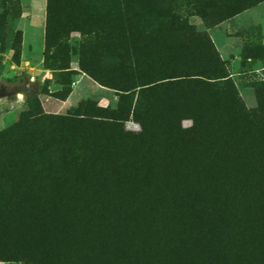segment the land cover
<instances>
[{
    "label": "trees",
    "instance_id": "16d2710c",
    "mask_svg": "<svg viewBox=\"0 0 264 264\" xmlns=\"http://www.w3.org/2000/svg\"><path fill=\"white\" fill-rule=\"evenodd\" d=\"M258 1L48 0L43 62L59 12L94 37V54L99 42L109 52L103 69L82 51L79 68L122 95L141 125L190 120L194 149L157 163L149 187L117 201L95 171L103 154L74 147L115 109L87 100L75 115L22 111L0 132V261L264 264V82L247 108L208 33Z\"/></svg>",
    "mask_w": 264,
    "mask_h": 264
},
{
    "label": "rangeland",
    "instance_id": "374dc122",
    "mask_svg": "<svg viewBox=\"0 0 264 264\" xmlns=\"http://www.w3.org/2000/svg\"><path fill=\"white\" fill-rule=\"evenodd\" d=\"M47 2L0 0V132L14 124L28 108L46 115H75L83 102L91 100L107 110L115 109L114 120L91 127L88 144L77 140L74 147L80 153L90 147L93 155L103 154V164H97L95 171L107 178L105 187L119 193L114 200L124 201L135 191L150 186L157 163L189 158L194 149L191 121L184 120L180 127L137 123L127 114L122 95L97 83L78 66L80 53L85 51L84 60L96 57L98 67L105 69L109 54L106 47L99 42L94 54V37L70 29L71 22L65 21L66 16L59 12L54 13L49 24L47 42L54 53L48 54V61L43 62L45 36L39 47L31 45L34 41L27 37L25 42H31L30 47H24L21 28L26 22L42 23L45 27ZM24 3L29 7L27 19ZM189 21L204 29L199 17L190 16ZM208 33L212 40L214 33L219 35L218 51L225 69L230 74L239 72L232 79L246 107H255V91L264 82V67L260 63L264 58V0L209 28ZM126 44H122L124 50ZM23 51L25 59L35 65L28 71L13 66L21 64ZM67 65L69 69H60ZM126 74L124 71L123 76ZM86 166H78L81 174H85ZM0 264L24 263L7 260Z\"/></svg>",
    "mask_w": 264,
    "mask_h": 264
},
{
    "label": "crops",
    "instance_id": "0c3cea01",
    "mask_svg": "<svg viewBox=\"0 0 264 264\" xmlns=\"http://www.w3.org/2000/svg\"><path fill=\"white\" fill-rule=\"evenodd\" d=\"M28 8L29 7L27 5H25V3H24V13L23 14L26 17V19H27V14H28V11H27ZM21 29L23 31V46L24 47L25 46L30 47L31 42H27V43L25 42L27 37H29L28 41L29 40L34 41L33 44H31V45H34V46L38 45V47L41 45V39L44 38V36H45V27H44V25L42 27V23L26 22V23H24V25ZM212 36H214V37L216 36V39L213 37V40H214L215 45L218 48V50H220L218 43H217V39H219V35L217 33H214V35H212ZM22 53L23 54H22V57L20 59L21 64L20 65L14 64L13 66H15L21 70L26 69L27 71L29 70V68H31L33 66L35 67V65H33L30 61L25 59V52L23 51ZM230 61L234 63L236 60L230 59ZM260 63L262 65V67H264V58H262L260 60ZM12 71L14 72L15 69H12ZM236 74H239V72L235 71L234 73L230 74V76L234 77ZM2 102H3V99L0 98V104Z\"/></svg>",
    "mask_w": 264,
    "mask_h": 264
}]
</instances>
